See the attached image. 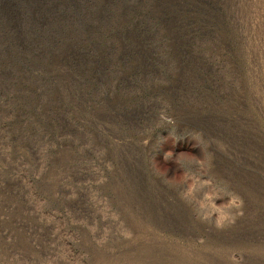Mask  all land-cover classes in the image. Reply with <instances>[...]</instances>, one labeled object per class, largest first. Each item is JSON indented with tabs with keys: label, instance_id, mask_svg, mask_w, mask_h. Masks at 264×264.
Here are the masks:
<instances>
[{
	"label": "rangeland",
	"instance_id": "rangeland-1",
	"mask_svg": "<svg viewBox=\"0 0 264 264\" xmlns=\"http://www.w3.org/2000/svg\"><path fill=\"white\" fill-rule=\"evenodd\" d=\"M0 264H264V0H0Z\"/></svg>",
	"mask_w": 264,
	"mask_h": 264
},
{
	"label": "bare ground",
	"instance_id": "bare-ground-1",
	"mask_svg": "<svg viewBox=\"0 0 264 264\" xmlns=\"http://www.w3.org/2000/svg\"><path fill=\"white\" fill-rule=\"evenodd\" d=\"M128 1V0H127ZM93 8V7H92ZM123 8V7H122ZM127 9V8H126ZM13 14V13H12ZM117 17V16H116ZM59 20V19H58ZM61 20V19H60ZM80 21V20H79ZM63 27V26H62ZM134 39V38H133ZM82 40V39H81ZM108 44V43H107ZM124 46V45H123ZM134 46V45H133ZM134 48V47H133ZM128 49V48H127ZM124 51V50H123ZM123 53V52H122ZM127 53V52H126Z\"/></svg>",
	"mask_w": 264,
	"mask_h": 264
}]
</instances>
